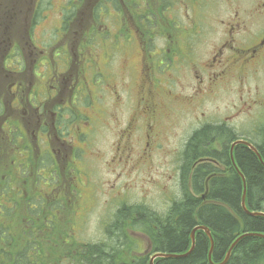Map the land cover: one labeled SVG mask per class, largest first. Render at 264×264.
<instances>
[{"label": "rangeland", "instance_id": "374dc122", "mask_svg": "<svg viewBox=\"0 0 264 264\" xmlns=\"http://www.w3.org/2000/svg\"><path fill=\"white\" fill-rule=\"evenodd\" d=\"M89 1L83 3L79 17L78 11L68 13L73 27L65 31L64 40L68 41L67 49L74 62V70L69 76L74 84L71 96L72 84L66 83L65 79L60 81L61 75L55 74L58 73L56 61L62 64L61 57L57 56L63 52L65 46L61 43L62 33L58 30L59 23L56 21L62 15L58 7L46 11L49 14L48 18L42 19V22V11L28 10L21 13L0 10V100L3 104L14 100L13 103L21 110L20 119L23 121L21 112L25 100L21 91L22 85L19 88L15 85L10 88L6 69H10L9 66L24 71L27 69L24 93L35 92L31 99L35 96L40 103L45 102L44 122L47 121L51 128L52 148L57 150L54 156L58 161V170L53 169L51 173L54 176L58 175L61 181L58 183L57 179L53 184L56 189L62 185L60 188L67 196L47 198L57 200L49 216L51 223L57 226V231L68 232V238L63 237L64 244L70 245L68 249L73 248V241L80 240L92 244L108 241L110 236L105 232V227L110 225L115 210L124 204L123 200H126L128 205L146 206L148 214H164L173 200H180L178 182L181 178L180 166L183 165L181 152L185 150L192 135L202 127L223 125L236 134V139H242L245 132L257 128L254 127V123H260L259 120L264 122V64L256 72L248 73L245 77L246 71L241 74L237 67H233L231 73L224 74L223 78L215 83L211 82L202 69L208 60V52L223 37L230 19L237 17L254 33L264 31V0H172L170 4L165 3L164 10L156 0H152L155 12L153 24L159 21L160 11L167 12L168 20L164 21L170 23L169 31L173 32L165 36L170 44L176 47L173 49L171 46V50L163 48L164 34L158 32L162 31L161 27L156 29L155 34L143 32L154 30L152 25L148 26L149 20L145 17L146 12L148 14L152 12L151 7L148 8L150 0H146V5L142 0H130L128 7L131 13H126L125 16L128 24L119 25L117 30L113 26L114 8L99 14L100 9H108L103 3L108 1L93 0L92 5L88 6ZM28 3L29 1L26 5ZM125 4L124 1L123 7ZM131 14L136 24H129ZM18 19L25 22L24 27L16 26L18 31L22 32L21 36L11 37L5 26ZM34 20H38L39 23L32 31L35 42L29 38L28 32L29 24L32 30ZM93 23H96V30L89 34L95 38L92 44H88L86 50L80 53L77 46L84 48L86 26ZM137 23H143L144 26L139 27ZM101 26L103 29H100ZM182 28L185 30L176 33ZM197 30L201 32L199 39L204 44L198 45L193 51L194 56L191 60L199 65L195 71L190 67L192 61L190 62L187 55L189 50L187 42L190 41L193 32L197 36ZM54 38L57 40L53 43ZM7 42L12 44L9 46L12 53L4 59L3 48L8 46ZM29 43L31 45L36 43L38 47L36 49L29 47ZM53 47H55L53 62L46 60L47 65L39 67L46 56L45 49L52 51ZM17 48L20 56L15 54ZM91 48L93 51L89 55L88 49ZM30 51L33 57L30 56ZM165 53H170L172 60H162L166 57ZM176 55L182 57L176 60ZM106 62L109 63L107 69L114 72L115 77L109 79L104 75L102 68ZM147 62L148 77H145L144 63ZM90 66L94 68V72L88 70ZM256 68L255 66L254 69ZM50 73H54V76L50 77ZM201 78L204 82L200 81ZM150 85L154 89L152 95L157 96L160 102V109L156 115L152 113L149 105ZM80 93L87 96L81 98L78 104L79 108L81 105L83 119L79 117L71 122L75 126L69 132V122H60L58 119L61 116L53 115V112L58 110L57 106L63 107L62 103L65 102L66 105L69 104L67 106H72L76 95ZM50 96L55 98L50 101L48 100ZM87 99L90 100L89 106L82 105ZM242 110L246 111L242 113ZM39 114L44 115L39 108L32 107L29 111L30 116ZM246 115L254 118H244ZM15 117L18 116L15 114ZM66 117H71L70 112L66 113ZM5 121L7 118H0L1 133L4 131L1 127L5 125ZM24 125L28 135L37 144L35 134L41 125L31 123ZM17 130L18 127L12 126L11 130L4 131L3 135L7 142L8 135ZM258 137L257 133H253V136L248 138L253 141ZM1 139L0 136V167L16 175L19 182L24 181L28 184L24 179V176H28L27 170L22 171L23 167L19 163L12 162L11 153L7 152ZM11 139L15 152L20 153L21 149L16 146L17 136L12 135ZM220 142L223 144L225 139L220 138ZM75 143L82 148L76 150L78 153H74L72 149ZM38 145L44 159L50 161L49 155L46 154L48 145L43 140H40ZM73 158H76V164L71 161ZM14 163L17 164L16 167ZM195 164L193 163L192 167H195ZM73 168H76V171L73 172ZM37 169L38 165L36 167L33 164L29 165L30 173H35L32 175L34 182L39 181V186L46 182L44 179L47 177L45 175L38 177ZM221 169L224 170L225 167L222 166ZM1 177L0 172V179ZM66 179H71L70 186ZM21 185L23 186L22 183ZM26 186L30 194L33 183L30 182ZM12 189L14 190L9 194L13 197L24 190L23 187L9 185L8 190ZM32 198L34 201H40L46 199V196L34 193ZM70 198L73 201L72 206ZM63 202L70 206L63 208ZM61 212L65 214L63 224L59 225L57 216ZM24 217L27 218V214ZM73 218L76 227L73 225L75 228L71 231L65 228L64 223L72 221ZM16 219L10 234L16 243L23 244L22 226L18 215ZM8 223L7 219L0 217V224ZM128 233L130 234V231ZM2 237L6 238L7 235ZM38 239L43 261L45 257L50 256L51 264H56L55 259L64 251L62 245L54 246L57 234L46 230L42 235H38ZM124 243L121 244L122 250L126 247ZM148 243L149 239L139 235V248L136 251L144 253L149 246ZM136 254L134 248H131V253L126 258L130 260Z\"/></svg>", "mask_w": 264, "mask_h": 264}, {"label": "trees", "instance_id": "16d2710c", "mask_svg": "<svg viewBox=\"0 0 264 264\" xmlns=\"http://www.w3.org/2000/svg\"><path fill=\"white\" fill-rule=\"evenodd\" d=\"M119 1L116 0V3L119 4ZM156 1L164 10L165 3L169 0ZM142 2L146 5V0H142ZM149 7H151L152 13L146 12L145 17L152 23L155 15L152 10V0L148 2ZM115 10L120 11L121 7L116 5ZM164 20H168L167 12L160 11L159 21L154 24V29L161 27L162 31L158 30V32L162 35L168 34L167 32L172 33L173 31H169L170 23ZM66 21H70V18L66 17ZM145 32L150 31L146 30ZM94 38L89 36V39L93 40ZM167 43V46L171 47L169 40ZM6 109L7 107L0 100V116L4 117L7 114ZM66 109L67 111L62 110L56 115L61 116L58 119L60 122H69V132H71V128L74 129L75 126L71 122L81 117L82 114H78L75 105ZM68 112L71 114L70 118L66 117ZM7 122L18 127L15 133L8 136V142L4 135L0 134L1 143L6 146L7 152H12V161L21 163L22 171L27 170L31 164L34 167L38 165L39 169L36 171L38 177L45 175L47 178L44 179L45 183L38 186L39 181L34 182L32 175L35 173L32 172L31 175L23 177L25 181H28V184H25L24 181L19 182L16 175L10 174L8 169L4 170L0 167L2 174L0 179V217L9 221L7 225L0 224V264H51L50 256L45 257L43 261V254L39 248L38 235H42L46 230L57 234L54 246L62 245V250H64L55 259L56 264H150L151 255L157 252L171 254L187 252L192 245V231L199 225L206 226L212 231L215 241L212 259L214 264H218L225 259L231 245L240 235L248 232L264 233V217L250 215L242 207L244 183L242 176L231 162L229 150V144L236 140V134L223 125H208L195 132L185 150L181 152L183 165L180 166L181 178L178 182L181 192L180 200H173L164 214H148L146 206L128 205L126 204L128 202L123 200L126 203L117 208L110 225L105 227V232L110 236L108 241L92 244L78 240L73 241V248L68 249L70 245L64 244L63 241V237L68 238V232L57 231V226L51 223L49 216L57 200H49L47 197L67 196L65 191L60 188L62 185L56 189L53 184V181L57 179H59L58 183L61 181L58 175L54 176L51 173L54 166L50 162H54V159L50 158V161H46L44 155L38 152V146L28 135L27 130L19 127L18 124ZM12 135L17 136L16 146L21 149L20 153L15 152ZM217 136L225 139V142L221 143L222 149L219 151L213 149L212 143ZM51 137L49 130L39 131L35 134V138L41 139L45 143ZM257 147L264 157V144ZM202 159L205 160L200 162ZM235 159L246 178L248 208L251 211L264 212V165L256 154L246 146H237ZM16 163H14V167L17 166ZM55 163H57L56 159ZM193 163H196L195 167H192ZM222 166L225 167L224 170L221 169ZM55 169H58L57 166ZM30 182L33 183V189L29 194L26 185H29ZM208 182L209 187H207ZM9 185L23 187L24 190L20 191L18 196L13 197L9 193L14 189L9 191ZM206 192V197H202ZM34 193H41L46 196V199L34 201L32 198ZM72 204L71 199L70 205L72 206ZM62 205L63 208L70 206L65 202ZM25 214H27V218L24 217ZM64 214L65 212H61L57 216L59 225L63 224ZM16 215L19 216L22 226L23 244L16 243L10 234L12 224L17 221ZM134 217H136V221ZM64 224L65 228H69L71 231L76 227L74 218ZM110 226L112 227L110 228ZM131 229H136V233L140 230L141 234L139 235L149 239L151 248L148 251L144 253L136 251L139 248V236L136 238V243L132 242L129 247L127 246L128 248L122 250L121 244L130 236L128 231ZM2 235H7V237L3 238ZM131 248H134V252L137 254L128 260L126 256L128 257L131 253ZM209 249L208 235L203 230H197L196 246L192 253L183 257H160L155 260V264H212L208 258ZM226 264H264V237H244L232 250Z\"/></svg>", "mask_w": 264, "mask_h": 264}, {"label": "flooded vegetation", "instance_id": "af4514ba", "mask_svg": "<svg viewBox=\"0 0 264 264\" xmlns=\"http://www.w3.org/2000/svg\"><path fill=\"white\" fill-rule=\"evenodd\" d=\"M29 1V3L26 5V3ZM51 1V3H50ZM92 1L90 0L88 3V6L92 5ZM169 0L167 3L170 4ZM55 2V3H53ZM88 2V0H0V10H5L8 12L11 11H17V12H21L24 13L25 11H42L41 18L43 17V19L45 20V18H48V13L46 11H50L51 9H54L55 7H58V10H60V12L62 13V15L56 19L57 23H59V28L58 30L61 31L62 35H61V43H63L65 46L63 48V52L62 54L66 57V61L64 64H62L61 66H57L58 69V73L55 74H59L61 75V80L63 79L66 80V83H71L72 84V88H71V94L72 95V89L74 88V84L71 82L69 76L72 75V72L74 70L73 68V59L72 56L69 57V49H67V45H68V41L64 40V35H65V31H69V23L70 21H66V17H68V15L64 14L65 12H75L78 11V14L81 15L82 13V8H83V3ZM83 5V6H82ZM82 6V7H81ZM109 8H116V4L112 1L110 5H107ZM124 8V7H123ZM152 13V12H151ZM40 16V14L38 15ZM69 18V17H68ZM38 20H34L33 24H32V30L30 28V24L28 27V32H29V38H34L33 36V29L39 24L37 23ZM6 24V23H5ZM7 29L9 30V33L11 35V37H20L21 36V31H18L17 29V25H20L22 27H24L25 22L21 19H18L16 22L14 23H8ZM96 24V23H95ZM95 24H89L86 26V37H85V44L88 43L89 40V33L93 32L94 30H96ZM154 27V24L149 22L148 26ZM150 32H154V34L156 33V30H152ZM76 33V32H75ZM200 30H197V36L195 35V33L193 32L192 37L190 38V41L187 42V47H188V58L190 60V62L192 61V64L190 65L192 70L196 71V67L199 68V65H197V63L193 60H191V57L194 56L193 55V51L194 49L201 44H204L202 41H200L199 39V35H200ZM2 34V33H1ZM223 37L219 39V41L217 43H215L212 47V50L208 52V60L205 62L204 66L202 67V69L205 71V73L209 76L211 82H217L219 81L221 78H223L222 76L224 74H229L232 71L233 67H237L238 71L242 74L243 72L246 71L244 77L246 75H248V73H252V72H256L263 64H264V31L260 32V33H254L251 30H249L248 26L243 22L238 20V18H233L230 19L227 23V26L224 30L223 33ZM165 41V46L167 45V39H164ZM60 43V44H61ZM7 44H11L10 42H7ZM75 44V43H74ZM76 45V44H75ZM29 47H33V48H37L36 46L31 45V43L28 44ZM87 48V45L84 46V48H81V46L79 45V47L77 46V49L79 51L80 49V53H83ZM176 47H174L175 49ZM5 51V56L4 58L7 56L8 54V49H3ZM175 53H177V50L175 51ZM16 55H21L20 51L18 50V48L15 51ZM89 55H91V52H89ZM30 56L33 57V53L30 51ZM52 54L51 52L48 53V56L46 58V60H50ZM92 57V56H91ZM182 56L181 55H176V60H179ZM46 60H43L42 62H40L39 67L40 66H45L47 65ZM90 62H92L90 59H88ZM171 60H172V56H171ZM37 62V63H38ZM21 65H23V62H21ZM96 66H100V64H95ZM109 65L108 62L105 63V65H103V71H104V75L110 79L115 77V73L114 72H110L107 69V66ZM257 67L256 69H254V67ZM89 67V66H88ZM91 67V66H90ZM149 66L147 67L146 64L144 63V70H145V77H148V70ZM89 70V68H88ZM7 76L9 77V87L12 88V86H17L18 88L21 86V91L23 94L21 96H23L25 102H24V106H23V110L21 112V118L23 119V121L20 119V109L17 107L16 103L14 104V100H11L10 103H4V105L7 107L6 112L7 114L3 117L0 116V118H7V121L12 122V123H23V124H27V123H31V124H37V125H44V117H45V109L44 107L46 106L45 102H42L40 104L37 105H33L30 101H29V93H24V88H25V84H24V79H26L28 76L26 74V71L22 70V69H8L7 70ZM54 73L51 74L50 77H53ZM41 81V80H39ZM201 82H204V79L201 78L200 79ZM83 89V87H81V90ZM152 86L150 85V99H149V105H150V109L152 111V113L154 115H156V113L159 111L160 109V102L158 101V97L152 95L153 91H152ZM154 90V89H153ZM157 90V89H155ZM84 91V90H83ZM86 91V90H85ZM81 94V93H80ZM79 94V95H80ZM57 97V96H56ZM55 97L52 98V96L48 97V100H53ZM18 100V104H19V99ZM74 102V101H73ZM263 103H264V99H263ZM63 107L61 106H57L58 112L55 111L53 112V115L59 114L62 110L67 111V104L62 103ZM34 107V108H39L40 111L42 113H44V115L39 114V115H34V116H30L29 115V111L30 109ZM264 107V106H263ZM13 111L15 114L11 111ZM38 111V110H37ZM246 110H242V113L245 112ZM28 114V116L26 117L25 115ZM244 118H254V116H243ZM264 117V116H263ZM43 119V121H42ZM7 121H5L4 124H9ZM260 123H254V127L257 128H253L250 131H247L244 133L242 140L243 141H247L251 144H255L256 146L258 145H263L264 144V122H262L261 120H259ZM217 126H221V125H217ZM204 128V127H202ZM201 128V129H202ZM253 133H257L259 135V137L253 141H250L248 137H252ZM1 134V131H0ZM219 136L215 137V140L213 142V149H219L222 147L221 142H220V138H218ZM241 139V138H238ZM217 144V145H216ZM253 144V145H254ZM219 145V148H217V146ZM239 146V145H238ZM241 146H245V145H241ZM231 147V143L229 144V150ZM237 147H235L234 152L236 150ZM53 151L55 152L56 150L53 149ZM116 212V210H115ZM113 219V218H112ZM135 221H136V217H134ZM136 229H131L130 230V234H132L133 232H135ZM136 243V241H135ZM149 246L148 249L151 248V244L149 241ZM232 253V252H231ZM227 255V254H226Z\"/></svg>", "mask_w": 264, "mask_h": 264}, {"label": "water", "instance_id": "95a60500", "mask_svg": "<svg viewBox=\"0 0 264 264\" xmlns=\"http://www.w3.org/2000/svg\"><path fill=\"white\" fill-rule=\"evenodd\" d=\"M240 144H244L246 146H248L255 154L256 156L258 157V159L260 160V162L264 165V158L262 157V155L260 154V152L258 151V149L256 147H254L252 144L250 143H247V142H244L242 140H237L235 141L232 146H231V151H230V157H231V160L232 161H235V158H234V152H233V149L235 146H238ZM236 166V165H235ZM242 179H243V183H244V190H243V196H242V207L244 209V211L250 215H253V216H263L264 217V212H257V211H251L248 206H247V185H246V179L244 177V175H242ZM197 230H203L207 233L209 239H210V243H211V249H210V252L208 254V258H209V261L214 264L213 262V259H212V252L214 250V237L212 235V231L210 230V228L206 227V226H203V225H199L197 227H195L192 231V234H191V239H192V246L190 248V250L185 253V254H171V253H165V252H157L155 254H153L150 258V264H155V260L157 258H171V257H182V256H187L189 255L190 253H192V251L194 250L195 248V245H196V232ZM247 236H260V237H264V234L262 233H256V232H248V233H244L242 235H240L234 242L233 244L231 245L228 253H227V256L225 258V260L221 263H218V264H226L231 256V252L233 250V248L238 244V242L240 240H242L244 237H247Z\"/></svg>", "mask_w": 264, "mask_h": 264}, {"label": "bare ground", "instance_id": "6f19581e", "mask_svg": "<svg viewBox=\"0 0 264 264\" xmlns=\"http://www.w3.org/2000/svg\"><path fill=\"white\" fill-rule=\"evenodd\" d=\"M232 162V164H234V165H237V163H236V160L235 161H231ZM207 187H209V182L207 183ZM139 234H141V232H140V230L136 233V231L135 232H133L132 234H130V236H128L127 237V239L125 240V242H128L127 244H126V247L125 248H128L131 244H132V241H135L136 240V238H138V236H139ZM207 234V233H206ZM239 243V242H238ZM128 246V247H127ZM192 246V245H191ZM196 246V245H195ZM237 246V245H236ZM235 246V247H236ZM214 247H215V241H214ZM234 247V248H235ZM191 248V247H190ZM233 248V249H234ZM210 249H211V243H210ZM210 249H209V252H210ZM190 250V249H189ZM188 250V251H189ZM187 251V252H188ZM214 251V250H213ZM187 252H185V253H187ZM184 253V254H185ZM228 253V252H227ZM182 255V254H181ZM212 255H213V252H212ZM227 256V255H226ZM183 257V256H182ZM226 258V257H225ZM223 262V261H222Z\"/></svg>", "mask_w": 264, "mask_h": 264}]
</instances>
